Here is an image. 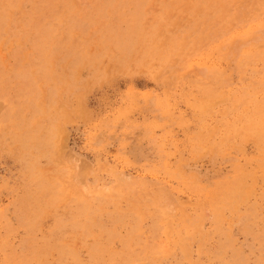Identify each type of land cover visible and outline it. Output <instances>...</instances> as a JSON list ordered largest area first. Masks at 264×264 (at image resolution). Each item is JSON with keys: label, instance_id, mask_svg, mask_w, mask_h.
I'll list each match as a JSON object with an SVG mask.
<instances>
[{"label": "rangeland", "instance_id": "374dc122", "mask_svg": "<svg viewBox=\"0 0 264 264\" xmlns=\"http://www.w3.org/2000/svg\"><path fill=\"white\" fill-rule=\"evenodd\" d=\"M0 264H264V0H0Z\"/></svg>", "mask_w": 264, "mask_h": 264}, {"label": "bare ground", "instance_id": "6f19581e", "mask_svg": "<svg viewBox=\"0 0 264 264\" xmlns=\"http://www.w3.org/2000/svg\"><path fill=\"white\" fill-rule=\"evenodd\" d=\"M8 26V25H7ZM251 28V27H250ZM234 41V40H233ZM237 41V40H236ZM238 42V41H237ZM235 44V43H234ZM239 44H241V43H239ZM243 44H244V42H243ZM243 44H241V45H243ZM245 45V44H244ZM237 46V45H236ZM240 47V46H239ZM234 48V47H233ZM237 50H239V48L237 49ZM236 51V49L234 50V52ZM233 52V51H232ZM237 52V51H236ZM235 52V53H236ZM229 53V52H228ZM235 55H237V53L235 54ZM232 63V62H231ZM231 68V67H230ZM72 165V164H71ZM83 169V168H82ZM76 171H78V170H76ZM75 171V172H76ZM78 173H79V171H78ZM73 190V189H72ZM197 261V260H196Z\"/></svg>", "mask_w": 264, "mask_h": 264}]
</instances>
